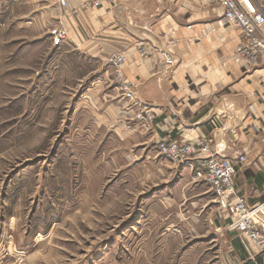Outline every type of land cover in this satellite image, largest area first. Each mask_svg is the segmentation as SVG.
I'll list each match as a JSON object with an SVG mask.
<instances>
[{
  "label": "crops",
  "instance_id": "0c3cea01",
  "mask_svg": "<svg viewBox=\"0 0 264 264\" xmlns=\"http://www.w3.org/2000/svg\"><path fill=\"white\" fill-rule=\"evenodd\" d=\"M64 1L65 9L59 0H16L13 6L50 26L64 25L63 46L102 66L83 99L93 109L96 130L90 139L104 167H139L145 181L158 178L160 225L170 221L165 226L179 225L177 233L187 230L208 241L214 240L212 231L220 232L218 255L209 264H253L227 231L229 221L211 189L158 150L162 141L210 139L219 157L245 156L234 186L247 205L264 203V70L245 69L236 58L240 31L220 27L221 9L201 0H117L114 7L95 10L87 0ZM140 47L148 53L144 59ZM158 51L168 52L174 64L165 65ZM112 54L125 57L124 76L137 102L156 109L152 123L119 93L108 64ZM12 230L0 218V264L10 259L1 245L14 242Z\"/></svg>",
  "mask_w": 264,
  "mask_h": 264
},
{
  "label": "rangeland",
  "instance_id": "374dc122",
  "mask_svg": "<svg viewBox=\"0 0 264 264\" xmlns=\"http://www.w3.org/2000/svg\"><path fill=\"white\" fill-rule=\"evenodd\" d=\"M15 1L0 0V218L14 240L1 245L7 264H209L220 232L208 241L160 225L158 178L99 159L83 98L102 66L52 47L53 26L17 12ZM253 1L264 12V0Z\"/></svg>",
  "mask_w": 264,
  "mask_h": 264
},
{
  "label": "built area",
  "instance_id": "2783aa9c",
  "mask_svg": "<svg viewBox=\"0 0 264 264\" xmlns=\"http://www.w3.org/2000/svg\"><path fill=\"white\" fill-rule=\"evenodd\" d=\"M202 4L217 6L222 14L219 26L225 30L238 29L240 43L235 56L243 62L245 69L260 68L264 70V12L253 0H201ZM117 0H87L91 10L104 6L114 7ZM59 6L66 8V2L59 0ZM69 13L64 12L68 17ZM68 38L67 28L58 24L49 30L52 47H60ZM139 57L144 59L148 53L140 47ZM167 66L174 64L173 57L166 51H158ZM115 85L126 101L138 107L139 114L147 123H152L157 111L153 107L137 102L132 85L124 76L125 57L112 54L108 58ZM217 124L214 123L215 127ZM159 153L179 165L190 168L192 181L207 185L214 194L218 210L228 219L227 231L234 233L241 247L253 264H264L257 261V255L264 254V203L247 205L238 195L233 183L239 164L246 161L245 156L235 160L219 157L212 147V140L199 139L193 141H162L158 145Z\"/></svg>",
  "mask_w": 264,
  "mask_h": 264
}]
</instances>
